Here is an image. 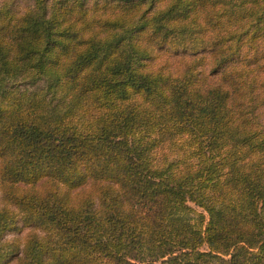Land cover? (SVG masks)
I'll return each instance as SVG.
<instances>
[{"label": "trees", "instance_id": "1", "mask_svg": "<svg viewBox=\"0 0 264 264\" xmlns=\"http://www.w3.org/2000/svg\"><path fill=\"white\" fill-rule=\"evenodd\" d=\"M263 109L264 0L0 4V264H264Z\"/></svg>", "mask_w": 264, "mask_h": 264}, {"label": "rangeland", "instance_id": "2", "mask_svg": "<svg viewBox=\"0 0 264 264\" xmlns=\"http://www.w3.org/2000/svg\"><path fill=\"white\" fill-rule=\"evenodd\" d=\"M2 3L11 4L14 7L22 9V8L26 7L27 5H29L31 3V0H0V4H2ZM261 121L264 122V109L262 111ZM24 231L25 230H23L22 233Z\"/></svg>", "mask_w": 264, "mask_h": 264}]
</instances>
